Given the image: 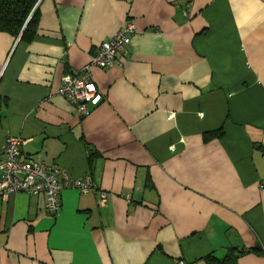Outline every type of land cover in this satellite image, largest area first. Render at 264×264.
Instances as JSON below:
<instances>
[{
  "label": "crops",
  "instance_id": "1",
  "mask_svg": "<svg viewBox=\"0 0 264 264\" xmlns=\"http://www.w3.org/2000/svg\"><path fill=\"white\" fill-rule=\"evenodd\" d=\"M38 13L28 42L0 31V159L18 135L22 157L94 187L64 189L55 214L0 196V264H207L241 248L235 264H264V0H39ZM128 20L141 34L121 63L91 67L102 100L80 116L60 80Z\"/></svg>",
  "mask_w": 264,
  "mask_h": 264
},
{
  "label": "built area",
  "instance_id": "2",
  "mask_svg": "<svg viewBox=\"0 0 264 264\" xmlns=\"http://www.w3.org/2000/svg\"><path fill=\"white\" fill-rule=\"evenodd\" d=\"M184 15L190 17L188 10ZM141 34L135 24L128 20L112 36L101 42L90 55L88 63L78 72L65 73L57 93L76 106L80 116L90 110V106L102 100L90 74L92 66L107 68L121 63L127 47L134 36ZM23 138L18 135L6 137L0 159V196L6 197L20 191L43 198V212L55 214L61 208L60 194L64 189L74 188L88 193L94 187L91 174L75 177L66 168L32 157H22L20 146ZM107 193L100 191L98 203H106ZM179 264H185L183 260Z\"/></svg>",
  "mask_w": 264,
  "mask_h": 264
},
{
  "label": "trees",
  "instance_id": "3",
  "mask_svg": "<svg viewBox=\"0 0 264 264\" xmlns=\"http://www.w3.org/2000/svg\"><path fill=\"white\" fill-rule=\"evenodd\" d=\"M38 1L0 0V31L9 33L15 38L18 37L21 41H30L36 34ZM216 134L221 135L222 131L207 133L205 138ZM247 251L243 248L231 249L223 257L218 258L208 254L204 256V260L207 264H235L239 254Z\"/></svg>",
  "mask_w": 264,
  "mask_h": 264
}]
</instances>
